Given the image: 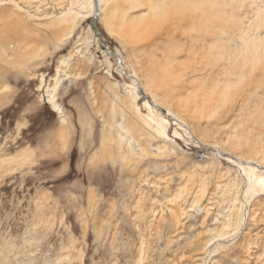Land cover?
<instances>
[{
  "label": "rangeland",
  "instance_id": "1",
  "mask_svg": "<svg viewBox=\"0 0 264 264\" xmlns=\"http://www.w3.org/2000/svg\"><path fill=\"white\" fill-rule=\"evenodd\" d=\"M263 5L245 0L238 15L249 18ZM66 6V1L0 0V264H264V196L249 204L245 224L225 243L228 248L210 257L204 252L207 231L223 221L225 184L238 170L227 158L244 166L246 161L227 148L200 145L190 128L187 143L174 139L172 123L166 149L143 136L133 114L124 120L127 133L119 131L123 115L113 94L125 96L123 83H130L128 69L116 72L118 53L122 58L126 53L98 20L103 40L94 34L98 49L86 42L78 47L93 56L91 64L81 63L76 53L89 21L55 48L56 37L43 30L47 21L41 18ZM102 50L112 76L101 65ZM70 52L68 72L79 79L60 84L56 101L66 120L61 124L44 96ZM137 84L138 106L144 100L154 106ZM230 116L211 124L217 142ZM204 128L202 123L197 132ZM118 133L125 139L117 150ZM130 137L141 153L123 162ZM22 152L29 156L23 161Z\"/></svg>",
  "mask_w": 264,
  "mask_h": 264
},
{
  "label": "bare ground",
  "instance_id": "2",
  "mask_svg": "<svg viewBox=\"0 0 264 264\" xmlns=\"http://www.w3.org/2000/svg\"><path fill=\"white\" fill-rule=\"evenodd\" d=\"M55 1H66L67 6L57 14L41 18L47 21L42 24L43 30L56 37L55 48L71 39L82 22L90 23L96 13L105 33L126 53L125 58L120 52V57L116 56L120 62L116 67L118 75H122L123 67L130 71L127 77L130 83H123L125 96L113 94L119 103L118 111L123 115L122 122L117 124L119 131L127 133L129 123L124 120L126 115L133 114L141 122L143 136L165 145L172 141L169 136L172 123L177 127L173 130L174 139L187 143L185 136L189 137V132L185 128H190L200 145L221 147L224 151L227 148L246 161L244 166L227 158L237 167V174L225 184L222 193L223 202L227 204L223 221L219 227L207 231L209 237L204 244L207 257L228 248L227 244L245 224L249 204L264 196L261 170L264 169V5L251 17L240 18L238 12L245 0ZM87 33L77 38L75 48L81 63L91 64L93 56L78 47L86 42L95 43L94 48L98 49L99 39L90 26ZM39 51L30 58L37 57ZM100 54L104 57L101 65L107 68L106 74L112 76L113 65L108 55L103 50ZM71 55L70 52L59 61L53 86L46 89L44 96L47 105L59 115L61 124L66 120L56 101L58 89L68 77L79 79V75L68 72ZM137 80L154 103L152 106L146 100L142 102L144 114L137 103ZM156 107L163 108L165 114ZM228 116L232 118L224 126L225 137L217 142L211 124ZM202 123L207 128L197 132ZM114 139L118 150L125 138L118 133ZM127 145V154L120 157L123 162L141 153L132 137ZM19 157L23 161L29 157L28 152H22ZM198 203L197 199L192 201L190 208ZM6 250L3 248V258H6Z\"/></svg>",
  "mask_w": 264,
  "mask_h": 264
},
{
  "label": "water",
  "instance_id": "3",
  "mask_svg": "<svg viewBox=\"0 0 264 264\" xmlns=\"http://www.w3.org/2000/svg\"><path fill=\"white\" fill-rule=\"evenodd\" d=\"M97 18H98V14L95 13V15H94L92 21L90 22V25H91V28H92L93 31H94V34L97 35V37L100 39V41H102V40H101V36H100L99 33L96 31L95 21L97 20Z\"/></svg>",
  "mask_w": 264,
  "mask_h": 264
}]
</instances>
